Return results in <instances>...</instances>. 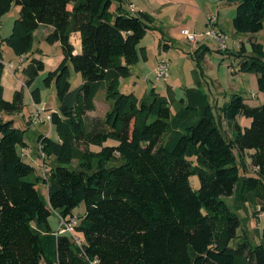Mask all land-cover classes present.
Listing matches in <instances>:
<instances>
[{
  "label": "trees",
  "instance_id": "trees-1",
  "mask_svg": "<svg viewBox=\"0 0 264 264\" xmlns=\"http://www.w3.org/2000/svg\"><path fill=\"white\" fill-rule=\"evenodd\" d=\"M114 1L122 0H0V21L20 6L0 47L25 56L19 70L27 87L47 68L35 57L41 25L52 27L45 40L60 42L64 54L44 79L46 86L55 83L60 103L49 111L58 139H37L46 153L45 159L40 154L45 177L19 150L28 146L31 119L21 128L4 117L26 105L24 88L11 100L4 97L0 61V264H88V257H97L98 264H264V227L257 243L246 230L240 233V210L248 203H256V215L264 214V102L251 106L235 92L222 106L213 105L199 85L186 87L179 100L155 86L149 98L122 92L132 65L148 59L140 43L156 27L147 13L115 14ZM233 27L252 35L263 30L264 0H237ZM73 32L81 34L80 53ZM249 43L251 52L241 42L235 53L239 70L255 73L264 93V45L254 36ZM209 50L198 47L196 58L203 60ZM72 68L83 80L75 88ZM101 90L110 108L90 119ZM31 95L42 102L39 87ZM240 116L251 124L242 127ZM232 196L234 208L227 201ZM81 204L85 211L78 215ZM55 211L81 218L84 254L70 235L52 229Z\"/></svg>",
  "mask_w": 264,
  "mask_h": 264
},
{
  "label": "rangeland",
  "instance_id": "rangeland-1",
  "mask_svg": "<svg viewBox=\"0 0 264 264\" xmlns=\"http://www.w3.org/2000/svg\"><path fill=\"white\" fill-rule=\"evenodd\" d=\"M232 2L234 5L235 1ZM234 7L235 5L233 6V8ZM16 9V5H14L11 11L4 15V17L1 19L0 40L11 33L14 20L19 16V13L16 12ZM199 23V28L205 27L203 25V20H200ZM230 27H232V24H230ZM206 29L204 28L203 30ZM47 30L48 25L43 24L36 31L34 49L36 50L38 48H42L46 53H56L57 49L54 48L53 45L47 42L44 38ZM226 30L229 31V27H227ZM165 34L166 39L170 38L167 32ZM160 37L161 35L159 33L150 32L148 36L142 40L140 46L148 45V59H141L138 63L132 65V75L122 81V92H135V94H137L139 97L146 96V98H149L150 95L148 94H150L152 87L156 86V89L158 91L167 95V90L169 89V86H172V88L175 89L173 90L174 92L172 94L176 97V99L179 100L182 97V91L186 88V84H189L190 87H195L198 84H196L195 81L198 82V80H200L201 88L207 92L213 105L216 104V101H218L219 105L221 106L225 102L229 101L234 90L240 84V79L238 77L234 79L233 73L230 71V68H233L232 71H234V68H236V66L238 65V58L235 54L239 50L238 44L235 46L236 49H232L228 40L229 50L232 49V51H226L227 49L222 50L219 48L218 43L214 38L207 36L204 38V41H210V45L213 46L214 49L210 47L212 50L206 53L204 59L198 60L197 58L189 54L192 51V48L194 47L193 45L196 43L190 42L187 39L172 40V45L170 49H167L165 51V49L162 48L163 44L165 43L164 40L161 42L162 46L159 48ZM246 44L248 51L251 52L250 43L246 41ZM157 55L160 56L159 58L165 57L170 61V75L168 81L155 80L153 74V66ZM49 70H51L50 66H48L46 70L42 71L33 83L34 86L43 87L42 90L44 103L51 104L52 102L56 103L57 101V91L55 83H52L50 86H46L45 84L44 79L47 76ZM82 81L83 80L81 73L75 71L72 68V87L75 88L79 86ZM233 85L236 87H233ZM243 86V91L240 93L247 97L250 95L252 87H250L249 83L244 84ZM253 90L256 91L255 89ZM103 93L101 94L99 100V109L97 111V114H100L101 116H103L106 110V100L105 95ZM168 95L171 94L169 93ZM8 98L6 99L11 100L12 95H9ZM27 102L29 103V105H26L24 112H29L32 108V105H30L31 97L29 94ZM108 102L111 103L110 100H108ZM215 112L217 114V110ZM19 113L20 112L6 114V118L14 119L17 127L27 128L25 122L23 121L22 114ZM94 117L100 116H89L90 119ZM223 126L227 136H230L232 130L230 128L228 129V125L226 123H223ZM40 134L49 135L55 139H58L59 137L56 126L54 124L49 123H32V125H30V127H28L27 131L25 132V140L27 141L29 146L28 154L24 157V159L36 167L38 175L42 173L41 169L43 163V160L40 157L41 151L38 147L37 142L38 136ZM110 142L114 141L110 140ZM20 151H22V147L20 148ZM249 172H251V170H249ZM191 180L192 184L194 185V188L198 189L200 186L199 177L197 175H194L191 177ZM39 188L40 191L44 193V195L47 197V189L43 182H40ZM227 201L233 208L236 207V196L228 197ZM256 206V203L251 202V204L248 203L246 205V209L242 208L240 210V214L243 218V224L242 228L240 229V233H243V230H246L253 243H257L261 240V231L264 227V214L260 213L256 215L254 213L255 210H258V206ZM75 211V213H77L78 215L84 213V204L79 205ZM49 221L52 229L57 231L60 227V214L56 211L53 212L49 218ZM236 243L237 240L236 242H234V244Z\"/></svg>",
  "mask_w": 264,
  "mask_h": 264
},
{
  "label": "crops",
  "instance_id": "crops-1",
  "mask_svg": "<svg viewBox=\"0 0 264 264\" xmlns=\"http://www.w3.org/2000/svg\"><path fill=\"white\" fill-rule=\"evenodd\" d=\"M232 1H235L234 8H233L234 5ZM120 4H121V7H120ZM236 6H237V0H122L121 2L114 1L111 7V11L114 12L115 14L119 12H122V13L127 12L133 15L137 13H147L153 19V21L151 22V25L155 26L156 28L150 30L145 36V38L148 36L150 32L159 33L161 35L160 42H159V48L162 46L161 42L164 40L166 44L167 43L169 44V47L167 46V48H165L166 50L170 49L172 45V40H186L184 35H182L181 33V29L183 27H188L189 29L197 33L205 32V30L203 29L204 28L206 29L208 17L212 14H216L218 17L217 19L218 28L222 30L225 34L226 33L229 34V35L228 34L226 35L228 36L230 47L232 49H236L235 46L237 45V41L244 42L247 48L246 41L249 42L252 36H254L259 42H261L264 45V29L254 35L250 33H244V34L236 33L233 27V17L236 14L235 12ZM16 8H17L16 12L19 13L20 6L16 5ZM69 8L70 9L72 8V4L69 5ZM200 20L204 21L203 25L205 27L199 28ZM230 24H232V27H230ZM227 27H229V31L226 30ZM51 30H52V27L48 26V30L46 31L44 38H46V36L51 32ZM166 32L169 34L170 38L166 39L165 37ZM35 35H36V32H35ZM205 37L207 36L206 35L199 36V40L197 41L196 44L193 45L194 47L192 48V51L189 53L191 56L196 58L195 50L198 49V47L200 46L208 47L210 50L214 49L213 46L210 45V41L208 40L204 41ZM71 41L75 47V53H80L82 50L80 32H73L71 35ZM52 45L54 48L57 49L56 53L55 52L52 54L46 53L44 52L42 48H39V52L35 53V57L41 58L46 63L47 67L50 66L51 70H54L59 66V64L63 60L64 54L62 52L60 42H55ZM144 46L146 47V51L148 54L149 53L148 45H144ZM0 48L2 52L0 56V61L4 63V69H3L2 76H1V85L4 88V92H3L4 97L8 98L9 95H12L13 97L14 92L16 90H21L22 88H24L25 105L27 104L29 105V103L27 102L28 94L31 97V104H30L32 105L31 110L29 112H24V109H25L24 108L22 110L23 112H20L19 114H22V116H23V113L26 116L30 115L33 109V106L35 104L33 97L31 95V90H33L36 87H39L41 89L42 102L39 103V105L43 107L44 109H46L47 111L52 112V111L58 110L59 104H60L58 98H57L56 103H53V102L51 104L44 103L42 86H34V83L30 87H27L25 85L26 76L23 74L21 70H19L21 69L19 68L20 56H17L13 52V50L7 45H2ZM162 48H164V46H162ZM232 49L229 50V45H228V49L226 51L228 50L232 51ZM159 57L160 56L158 55L156 56L153 70L156 67L157 60ZM232 69L233 68H230V71L233 73V78L235 79L236 77H238L240 79V84L234 90L233 93L242 92L243 87H244L243 85L249 83L250 87H252V91L250 95L247 97L243 95L245 98V101L251 106H258L262 104L264 102V93H262L258 89L257 75L255 73L240 71L239 65H237L236 68H234V71H232ZM195 83L196 84L198 83L197 85L200 86L201 82L195 81ZM185 86L190 87L189 84H186ZM233 87H236V86L233 85ZM253 89H255L256 91H254ZM173 90L175 89L172 88V86H169V90H167V94L173 93L174 92ZM252 92H254V96L252 95ZM102 93H103V90H101L97 94L96 99H95L97 108L96 110L88 112V116L104 117L105 113L110 108V103L108 102V99L105 96V100H106L105 113L103 114V116H101L100 114H97V111L99 109V100H100ZM103 94L105 95V91ZM162 94H165V93H162ZM182 95H184V90L182 91ZM216 104L219 105V102L216 101ZM4 117L6 118V115H4ZM26 120L27 118L23 116V121L25 122ZM238 122L240 123L242 127H246L251 124V119L245 116H240L238 117ZM28 146L26 148L22 147V151H20L23 157L27 156L28 154Z\"/></svg>",
  "mask_w": 264,
  "mask_h": 264
},
{
  "label": "built area",
  "instance_id": "built-area-1",
  "mask_svg": "<svg viewBox=\"0 0 264 264\" xmlns=\"http://www.w3.org/2000/svg\"><path fill=\"white\" fill-rule=\"evenodd\" d=\"M217 19L218 17L216 14H212L208 17L207 29L205 30V32L197 33L189 29L188 27H183L181 29V33L182 35H184L186 39H188L190 42L193 43H197V41L199 40V36L201 35L212 37L217 41L220 49L222 50L228 49V36L218 28ZM241 42L237 41L239 47ZM24 59L25 56L20 55L19 68H22ZM169 71H170V61L165 57L159 58L156 67L153 70L155 80L168 81L170 75ZM252 95L254 96V92H252ZM23 116L31 119L32 123H49V124L52 123V114L43 107H41L38 103L34 104L33 109L29 116H26L24 113ZM40 151H41V157L45 159L46 153L42 149ZM41 170H42L41 175L45 177L48 170L47 165L45 163H42ZM80 223H81V218L77 214L69 215L66 217L60 215V227L56 231V234L70 235L75 245L78 248H80L84 254L85 252H84L83 237L78 231V227ZM98 263H99V259L97 257L94 258L88 257V264H98Z\"/></svg>",
  "mask_w": 264,
  "mask_h": 264
},
{
  "label": "water",
  "instance_id": "water-1",
  "mask_svg": "<svg viewBox=\"0 0 264 264\" xmlns=\"http://www.w3.org/2000/svg\"><path fill=\"white\" fill-rule=\"evenodd\" d=\"M66 108H67V106L65 105L63 109H66Z\"/></svg>",
  "mask_w": 264,
  "mask_h": 264
}]
</instances>
